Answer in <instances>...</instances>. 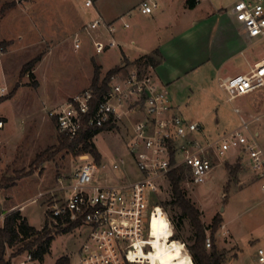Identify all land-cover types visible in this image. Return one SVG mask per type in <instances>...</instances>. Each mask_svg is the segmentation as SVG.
I'll use <instances>...</instances> for the list:
<instances>
[{"label": "rangeland", "instance_id": "rangeland-1", "mask_svg": "<svg viewBox=\"0 0 264 264\" xmlns=\"http://www.w3.org/2000/svg\"><path fill=\"white\" fill-rule=\"evenodd\" d=\"M93 1L95 6L87 8L86 0H0V44L4 46L0 48L3 49L0 55V86L7 87L8 94L17 89L10 99L1 102L9 95L0 97V121L3 122L0 128V184L8 185V188L0 190V206L9 211L10 207L18 205L22 216L25 214L30 225L37 229L50 221L45 215L47 206L68 196L60 188L71 183L74 171L80 165L71 152L62 150L54 153L59 149L61 139L55 122L48 116V110L91 88L96 66L101 67V78H104L109 70L104 69L101 63L106 67L114 66L121 63L124 55L120 47L97 55L89 39H85L81 50H75L72 36L97 17V9L103 16H109L125 8L127 14L139 21L137 7L141 0ZM156 1L159 9L154 13L165 11L161 27L169 22L176 23L174 12L180 9L182 0H175L173 4L169 0L170 5L167 6L163 5V0ZM185 1L187 4L188 0ZM211 1L226 6L235 0ZM203 4L209 5V2ZM140 30L141 46L150 48V36L144 33L145 28ZM170 30L174 29L168 27L163 32L168 34ZM159 37L161 40L164 36L159 34ZM124 50L126 55L132 54L130 49ZM263 57V45H255L250 51L252 65ZM36 60L32 70L22 72L27 64ZM243 66L249 70L245 63ZM245 98L230 104L226 94L216 82H212L204 90L181 93L177 112L185 120L202 126V132L196 136L205 143L241 125L240 117L233 108L243 107ZM126 141L123 130H106L96 136L94 143L103 156L98 181L116 182L113 180L115 177H124V171L116 172L111 168L119 157L128 159L131 166L134 165ZM259 141L264 146L263 133ZM42 153H46L50 160L38 162L37 157ZM236 165L223 163L215 167L200 186L192 185L187 178L183 189L200 211L201 221L208 228L207 237L211 238L209 227L214 217L223 215V224L216 233V245L224 263L255 264L258 249H264V191L259 183H255L250 188V196L245 199L240 190L252 185V182L241 184L239 173L234 177L230 175L229 166ZM132 168L135 169V166ZM240 170L241 165L238 172ZM52 191L54 196L50 193ZM172 199L170 182L165 180L159 184L156 195L151 196L149 205L155 204L156 200L169 203ZM86 232L84 228L56 235L45 261L31 264H56L64 256L69 258V264H79V249ZM172 232L178 240L169 239ZM194 239L193 226L179 209L169 207L166 214L157 209L151 219V250L149 253L139 252L133 261L143 264H193L190 258L167 253L165 247L180 245L187 248L194 243ZM207 249L211 251L212 246ZM12 253L9 249L6 258L9 259ZM24 255L18 260H24Z\"/></svg>", "mask_w": 264, "mask_h": 264}, {"label": "built area", "instance_id": "built-area-1", "mask_svg": "<svg viewBox=\"0 0 264 264\" xmlns=\"http://www.w3.org/2000/svg\"><path fill=\"white\" fill-rule=\"evenodd\" d=\"M235 1L247 14L246 37L259 42L264 49V0ZM93 6V0H86L85 7ZM158 8L156 0H143L137 7L146 16ZM116 33V23L97 15L72 36L73 47L81 50L85 39H89L95 53L101 55L121 47ZM153 71L152 66L141 70L137 65H129L111 78L107 91L100 97L93 88H88L48 110L58 133L70 140L90 129L108 126L109 131L123 130L135 166L133 169L128 159L119 157L111 168L124 171V177L102 183L97 180L102 161L97 163L90 154L79 155L76 159L80 165L71 183L60 188L68 196L47 206L45 215L50 227L64 229L75 224L76 229H87L79 249V264H143L133 260L138 251L151 250L152 216L157 209L166 214L158 200L149 205L151 196L156 195L159 184L168 180L175 169H183L190 183L200 186L215 167L239 161L264 191V147L259 141V131L254 128L259 126L264 130V113L245 116L240 107L234 106L241 125L214 141L203 143L196 136L202 132V126L176 112L166 88ZM218 85L230 104L263 89L264 57L245 74L219 78ZM8 92L7 87L0 86V97ZM50 193L54 196V191ZM16 210L20 208L1 213L0 223L3 225L6 217ZM173 236L174 232L171 239ZM206 246L211 247L210 237ZM18 257L10 256L11 263L34 262L31 254H25L24 260ZM255 264H264L263 248L258 249Z\"/></svg>", "mask_w": 264, "mask_h": 264}, {"label": "crops", "instance_id": "crops-1", "mask_svg": "<svg viewBox=\"0 0 264 264\" xmlns=\"http://www.w3.org/2000/svg\"><path fill=\"white\" fill-rule=\"evenodd\" d=\"M168 1L163 0V5H170ZM173 2L175 0H171L172 4ZM205 2H209V5H204ZM97 10L96 15L102 16L108 22L116 23V39L121 44L120 48L124 54L121 63L111 67H106L105 64L101 63L103 68L110 71L119 66L123 71L129 65H137L141 70H146L152 65L144 64L139 60L149 55L154 57V53L157 52L156 64L152 66L153 72L159 83L166 88L176 112L179 111L177 109L181 93L193 92L194 89L204 90L212 82H216L219 88V78L245 74L255 63L261 60L255 61L252 65L250 51L260 43L251 41L246 37L244 26L247 14L244 7L236 1L226 6H219L213 4L211 0H197L195 7L189 8L186 1L182 0L180 9L174 12L176 23L175 21L169 22L167 25L174 29L170 30L168 34L163 32L168 27H161L162 24H160L165 11L154 13L157 11L155 10L148 16L137 12L138 21L136 17L127 14L125 8L109 16H103ZM142 28H145L144 33L150 36L148 46L150 48H145L146 50L140 43L141 33L139 32ZM159 34L164 36L161 40ZM124 49H130L132 54L126 55ZM243 63L249 67V70H246ZM241 110L245 116L264 113V90L260 89L247 95ZM254 128L259 131L260 137L262 133L264 134V130L259 126H254ZM225 163L233 164L232 161ZM239 164L241 170L238 175L241 184L252 182V185L240 190L243 192L244 198L248 199L250 188L259 182L240 162ZM236 190L238 189L236 188ZM17 207L18 205L12 206L10 210L17 209ZM24 217L28 220L25 214Z\"/></svg>", "mask_w": 264, "mask_h": 264}, {"label": "trees", "instance_id": "trees-1", "mask_svg": "<svg viewBox=\"0 0 264 264\" xmlns=\"http://www.w3.org/2000/svg\"><path fill=\"white\" fill-rule=\"evenodd\" d=\"M196 3L197 0H188L187 6L189 8H194ZM0 48H4L3 44H0ZM157 55L158 53L155 52L154 57L150 55L145 56L139 61L153 66L156 64L155 56ZM37 61L38 60L27 64L22 72L24 73L32 70L33 65ZM120 71L121 68L111 69L106 73L104 78H101V67H95V75L91 88L95 90L97 97H100L107 91L111 78ZM16 91L17 89L11 94H8V97L2 98L1 102L12 98ZM109 128L110 127L107 126L99 129H90L87 132L80 133L74 140H70L64 135L58 133L59 138L61 139L60 147L54 153L66 150L74 154L75 157L82 154H90L96 162L100 164L102 161V155L94 143V138L100 133L109 130ZM47 160L50 159L47 157L46 153H42L37 157V161L40 163ZM229 168L231 169L230 175L234 177L239 171L240 164L237 162L235 167L229 166ZM187 178L185 171L181 168L175 169L169 174L168 180L170 182L173 199L169 203H161V206H163L165 211L169 207L177 208L182 212L184 217L189 219L195 231L194 243L187 248L186 246L181 247V249L179 245L168 246L165 247V251L167 253L177 254L180 249L178 255L186 259L190 258L193 264H225L216 245V233L223 224V215H216L211 227H209L211 230L212 249L211 251H208L206 247L208 228L203 225L200 211L187 198L183 189V183ZM6 184L7 183L0 184V190L8 188V185ZM226 198L227 197H225V199ZM3 212L4 211L0 206V214ZM77 227V225L73 224L64 229H59L56 225L50 227L48 223H46L42 229H37L29 224L28 220L22 216L20 210H16L6 217L3 225L0 223V264H12L11 259L6 258L9 249L13 252L11 258L23 254H31L34 261L43 263L51 252V247L56 235L71 233ZM172 239L178 240L175 234ZM69 261V258L64 256L58 259L56 264H69Z\"/></svg>", "mask_w": 264, "mask_h": 264}, {"label": "bare ground", "instance_id": "bare-ground-1", "mask_svg": "<svg viewBox=\"0 0 264 264\" xmlns=\"http://www.w3.org/2000/svg\"><path fill=\"white\" fill-rule=\"evenodd\" d=\"M150 232H151V223H150ZM171 236H172V233L170 234V236H169V239H171ZM150 239H151V234H150ZM180 246V245H179ZM180 249H181V247H180ZM180 249L178 250V252H177V256H178V254H179V251H180ZM142 253L141 251H138V253ZM134 260H135V258H134ZM143 261V260H142Z\"/></svg>", "mask_w": 264, "mask_h": 264}]
</instances>
